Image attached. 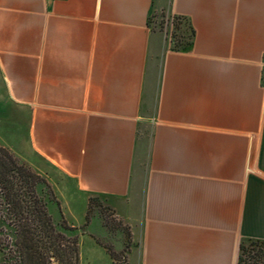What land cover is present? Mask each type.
I'll return each mask as SVG.
<instances>
[{
    "label": "crops",
    "instance_id": "crops-1",
    "mask_svg": "<svg viewBox=\"0 0 264 264\" xmlns=\"http://www.w3.org/2000/svg\"><path fill=\"white\" fill-rule=\"evenodd\" d=\"M0 144L60 209L105 203L125 264H238L264 242V0H0Z\"/></svg>",
    "mask_w": 264,
    "mask_h": 264
},
{
    "label": "trees",
    "instance_id": "trees-1",
    "mask_svg": "<svg viewBox=\"0 0 264 264\" xmlns=\"http://www.w3.org/2000/svg\"><path fill=\"white\" fill-rule=\"evenodd\" d=\"M159 24L170 28L174 50L192 46L195 31L186 18L161 15ZM99 202L89 199L86 225ZM51 207L60 209L46 179L0 146V264H79L86 227L68 225L60 211L55 219ZM100 219L106 226L102 215ZM258 245L264 242L241 243L238 264H264L262 253L251 255L250 248Z\"/></svg>",
    "mask_w": 264,
    "mask_h": 264
},
{
    "label": "rangeland",
    "instance_id": "rangeland-1",
    "mask_svg": "<svg viewBox=\"0 0 264 264\" xmlns=\"http://www.w3.org/2000/svg\"><path fill=\"white\" fill-rule=\"evenodd\" d=\"M21 136L25 138L24 133H21ZM21 139H22V143L24 144L25 140L23 138ZM0 146L3 147L1 144ZM7 150L18 160V162L24 163L27 165V163L23 162L20 158L16 157L9 149ZM40 176L44 177L46 181L49 183V185L51 186V181L49 180L48 177L44 175H40ZM59 208H60V205H59ZM60 212L62 213V215L65 216L63 217L68 223V225L75 227L77 229L86 227L85 233L80 236V254L83 255L81 264H88L87 259L91 257L97 258L96 260L97 264L105 263L104 259L100 258L101 254L99 253L97 254V253H94L93 251H89L90 249V245L88 244V242H90L89 239H91V241H93L96 245H98L101 249H103L105 253L109 256V258L113 261L114 264H125V251H126L128 233L125 227L116 221V219L113 217V214L111 213V211L109 210V208L106 206L105 203H103L100 200V202L98 203V207L94 211L93 217L88 225H86V217H85V220L83 221L79 210H74V213H72L70 208L64 205L61 207ZM101 215L103 216L106 222L105 223L106 226L103 225V222L100 219ZM54 218L56 219V217ZM93 220H97L100 222L103 228L102 234H97V231L95 230V224L91 226V222H93ZM84 239H87L85 242L86 244L84 245V247H81V244H83ZM250 249L252 252L251 253L252 256H254L255 254H260V253H262L261 255H264V245H258L256 247H251ZM262 263H264V261Z\"/></svg>",
    "mask_w": 264,
    "mask_h": 264
}]
</instances>
